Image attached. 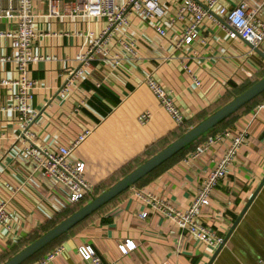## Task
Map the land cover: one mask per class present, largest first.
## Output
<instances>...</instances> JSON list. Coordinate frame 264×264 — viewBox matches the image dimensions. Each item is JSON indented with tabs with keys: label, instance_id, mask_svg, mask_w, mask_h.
<instances>
[{
	"label": "crops",
	"instance_id": "crops-1",
	"mask_svg": "<svg viewBox=\"0 0 264 264\" xmlns=\"http://www.w3.org/2000/svg\"><path fill=\"white\" fill-rule=\"evenodd\" d=\"M184 1L163 0L167 14L161 23L166 36L158 32L156 21L134 15L129 24L110 35L85 74L68 84L80 54L105 31L108 19L71 16L64 3L60 16H47L48 3L33 0L38 35L33 51L40 60L30 64L28 75L35 81L32 108L39 115L29 130L35 144L51 151L92 131L71 156L73 162L86 163L87 179L94 187V195L79 208L26 151L31 143L23 138L26 125L13 109L17 86L12 82L20 78L14 59L17 50L8 36L17 30L19 20L0 18V201L8 203L11 216L9 226H0V264L166 148L179 137L182 127L197 126L264 78V55L249 41L231 38L218 22L222 17L207 18L192 44L179 45L192 17L170 22ZM243 1L258 9L264 21V0H222L220 5L231 8ZM3 5L7 7L8 2ZM148 76L173 96L186 117L184 126H178L160 105L146 83ZM263 100L264 96L257 98L222 123L233 136L246 129L249 135L198 217L202 225L223 237L218 253L161 214L151 213L143 220L140 214L150 210L138 192L154 193L177 209L187 210L232 138L191 164L183 163V158L168 161L22 264H38L59 248L63 251L47 264H88L79 253L82 245L115 264H264V108L256 113ZM146 110L153 115L142 126L139 115ZM193 144L196 147L199 142ZM129 241L136 248L124 253L121 245Z\"/></svg>",
	"mask_w": 264,
	"mask_h": 264
},
{
	"label": "built area",
	"instance_id": "built-area-1",
	"mask_svg": "<svg viewBox=\"0 0 264 264\" xmlns=\"http://www.w3.org/2000/svg\"><path fill=\"white\" fill-rule=\"evenodd\" d=\"M4 1L8 2L7 7H4ZM13 1L17 3L16 7L11 5ZM45 1L48 3L47 16H60L59 7L64 3L68 6V13L71 16L88 19L105 17L108 19L105 31L94 40L88 51L80 54L78 66L72 70L68 84L74 83L85 74L86 70L91 66L95 54L104 50V46L109 40L110 35L120 27L129 24L134 15L141 16L143 19L156 21L158 32L162 36L167 35V31L161 23V19L167 14L163 0H126L124 3H119L118 0ZM221 1L185 0L183 4H180L170 23L173 24L179 20L184 21L190 17H192V20L181 34L178 44H192L198 38L205 20L207 18L215 19L216 15L223 18V20L217 21L221 26L228 29L231 38L241 37L249 41L254 48H259L264 55V21L259 17V10L250 7L245 1L231 8L220 5ZM32 4L33 0H0V18H17L19 20L17 30L8 34L11 38L12 46L17 50L14 59L18 64L20 72L19 80L12 82L17 86V91L13 93L15 104L13 109L20 114V119L26 125L23 138L31 142L26 148L27 153L37 162V167L42 168L53 179L56 185L62 186L68 191L71 202L78 204L94 195V187L87 179L86 163L83 161L73 162L71 156L86 141L92 131L86 130L69 146H59L57 151H51L35 144L33 142L34 134L29 130V127L34 124L39 115V112L32 108L35 81L28 75L30 64L40 60V57L34 54L33 51L34 42L38 35L34 28L36 15L32 11ZM217 8L218 13H216ZM115 62L116 65L120 63L117 59H115ZM185 69L192 74L187 66H185ZM194 81L197 85L201 84L197 77H194ZM3 83L12 84L8 81H4ZM146 83L173 121L178 126H184L186 124V117L176 105L170 92L152 76L146 78ZM65 90L66 87L61 89V91ZM263 108L264 100L256 106V113L258 114ZM152 115V112L149 110L142 112L139 115L140 124L142 126L147 125ZM248 135V129L235 136L232 135L229 129H222L209 135L203 143L189 151L183 158V163L191 164L205 155L213 146L228 138H232V141L224 156L216 160L214 167L207 172L191 206L187 210L181 211L166 199L154 193L138 192V195L150 210L141 213L140 217L146 220L151 213L161 214L176 223L183 231L194 235L213 250L218 251L224 244L223 237L209 227L202 225L198 221V217L202 209L210 204L216 187L225 178L239 151L247 143ZM7 205L6 201H0V226L3 227L9 226L11 218ZM121 248L124 253H128L136 248V244L133 241H129L127 244H122ZM62 251V248L55 250L48 256L43 257L38 264H47ZM79 253L88 264H115L106 262L89 245L80 246Z\"/></svg>",
	"mask_w": 264,
	"mask_h": 264
},
{
	"label": "water",
	"instance_id": "water-1",
	"mask_svg": "<svg viewBox=\"0 0 264 264\" xmlns=\"http://www.w3.org/2000/svg\"><path fill=\"white\" fill-rule=\"evenodd\" d=\"M258 52L262 53L259 48H255ZM264 93V78L256 82L253 86L239 94L232 101L224 105L218 111L210 115L208 118L203 120L197 126L188 130L184 135L176 139L174 142L169 144L162 151L154 155L152 158L147 160L141 166L133 170L131 173L126 175L116 184H114L107 191L103 192L99 196L93 198L89 203L83 206L81 209L73 213L71 216L63 220L60 224L53 227L37 240L26 246L19 253L14 255L8 261L3 264H22L29 258L34 256L36 253L47 247L53 241H55L61 235L70 231L79 222L87 218L94 211L101 208L104 204L108 203L122 192L126 191L137 182L146 177L158 166L162 165L170 158L181 152L183 149L192 145L196 140L204 136L207 132L214 129L216 126L227 120L233 114L241 110L243 107L251 103L257 97ZM264 183V181H263ZM262 183V184H263ZM259 191V190H258ZM257 191V192H258ZM256 195V194H255ZM255 197V196H254ZM253 197V198H254ZM253 198L247 204L243 214L245 213L248 206L251 204ZM242 214V215H243ZM241 215V217H242ZM238 221V220H237ZM238 223V222H236ZM222 248V246L220 247ZM220 249L217 251V253Z\"/></svg>",
	"mask_w": 264,
	"mask_h": 264
},
{
	"label": "trees",
	"instance_id": "trees-1",
	"mask_svg": "<svg viewBox=\"0 0 264 264\" xmlns=\"http://www.w3.org/2000/svg\"><path fill=\"white\" fill-rule=\"evenodd\" d=\"M252 86V85H251ZM250 86V87H251ZM250 87H248V88H250ZM248 88H246L245 90H247ZM245 90H243L242 91V93L245 91ZM261 96H264V93L262 94V95H260L259 97H261ZM259 97H257V98H259ZM256 98V99H257ZM255 99V100H256ZM255 100H253V101H255ZM252 101V102H253ZM251 102V103H252ZM250 104V103H249ZM230 118V117H229ZM228 118V119H229ZM226 121V120H225ZM225 121H223L222 123H224ZM222 123L221 124H219L218 126H216L214 129H212V130H210L209 132H207L204 136H202L201 138H199L198 140H196L194 143H196V142H198V141H200L199 142V144L201 143V141L203 142L209 135H211L212 133H214V132H216V131H218V130H220V129H222L223 128V126H222ZM189 130V128H185V127H182L181 128V131H180V133H179V137H181L182 135H184L187 131ZM178 137V138H179ZM178 138H176V139H178ZM174 142V141H173ZM197 145V144H196ZM197 147V146H196ZM195 148V144H192V145H190V146H188L187 148H185V149H183L181 152H179L178 154H176L175 156H173L172 158H170L168 161L169 162H171L172 160H176V159H179V158H184L188 153H189V151L190 150H192V149H194ZM171 160V161H170ZM168 161H166L165 163H163L162 165H160V166H158L156 169H154L151 173H149L146 177H149L150 175H152V173H155V172H157V171H159L162 167H164L165 166V164L168 162ZM145 163V162H144ZM168 164V163H167ZM166 164V165H167ZM131 173V172H130ZM128 175V174H127ZM146 177H144L142 180H144V179H146ZM142 180H140L139 182H137L135 185H139L141 182H142ZM82 202H84V201H82ZM82 202H80V203H78V204H76V205H78V208L79 207H81V205H82ZM81 209V208H80ZM54 242V241H53ZM52 242V243H53ZM50 245V244H49ZM48 245V246H49ZM47 246V247H48ZM47 247H45V248H47ZM44 248V249H45ZM43 250V249H42ZM40 252V251H39Z\"/></svg>",
	"mask_w": 264,
	"mask_h": 264
},
{
	"label": "rangeland",
	"instance_id": "rangeland-1",
	"mask_svg": "<svg viewBox=\"0 0 264 264\" xmlns=\"http://www.w3.org/2000/svg\"><path fill=\"white\" fill-rule=\"evenodd\" d=\"M191 128H192V127H191ZM191 128H189V130H190ZM222 129H223V128H222ZM220 130H221V129H220ZM198 142H200V141H198ZM198 142H197V143H198ZM198 145H199V144H198Z\"/></svg>",
	"mask_w": 264,
	"mask_h": 264
}]
</instances>
